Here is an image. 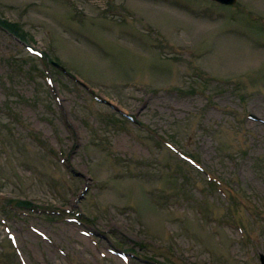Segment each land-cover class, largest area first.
I'll list each match as a JSON object with an SVG mask.
<instances>
[{
    "label": "rangeland",
    "instance_id": "obj_1",
    "mask_svg": "<svg viewBox=\"0 0 264 264\" xmlns=\"http://www.w3.org/2000/svg\"><path fill=\"white\" fill-rule=\"evenodd\" d=\"M0 19V264H264V0Z\"/></svg>",
    "mask_w": 264,
    "mask_h": 264
},
{
    "label": "trees",
    "instance_id": "obj_2",
    "mask_svg": "<svg viewBox=\"0 0 264 264\" xmlns=\"http://www.w3.org/2000/svg\"><path fill=\"white\" fill-rule=\"evenodd\" d=\"M0 27L5 28L6 30H9L15 36H17L21 40L25 41L24 36L19 33V29H18V26L16 24L8 23L7 21L0 19ZM15 205L16 206H24V205H29V203L24 201V200H16Z\"/></svg>",
    "mask_w": 264,
    "mask_h": 264
},
{
    "label": "water",
    "instance_id": "obj_3",
    "mask_svg": "<svg viewBox=\"0 0 264 264\" xmlns=\"http://www.w3.org/2000/svg\"><path fill=\"white\" fill-rule=\"evenodd\" d=\"M214 1L224 5H232L236 2V0H214Z\"/></svg>",
    "mask_w": 264,
    "mask_h": 264
}]
</instances>
